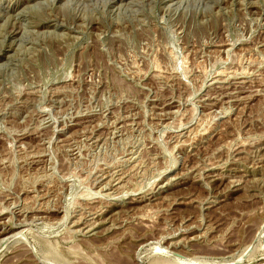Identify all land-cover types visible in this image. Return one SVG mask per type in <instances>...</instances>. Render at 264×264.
<instances>
[{
  "label": "rangeland",
  "instance_id": "rangeland-1",
  "mask_svg": "<svg viewBox=\"0 0 264 264\" xmlns=\"http://www.w3.org/2000/svg\"><path fill=\"white\" fill-rule=\"evenodd\" d=\"M203 259L264 264V0H0V264Z\"/></svg>",
  "mask_w": 264,
  "mask_h": 264
},
{
  "label": "bare ground",
  "instance_id": "bare-ground-1",
  "mask_svg": "<svg viewBox=\"0 0 264 264\" xmlns=\"http://www.w3.org/2000/svg\"><path fill=\"white\" fill-rule=\"evenodd\" d=\"M229 77V76H228ZM216 83V82H215ZM227 95V94H226ZM214 175V174H213ZM118 182V181H117ZM167 182V181H166ZM98 224V223H97ZM94 226V225H93ZM4 234V233H3ZM10 235V234H9ZM9 235H7V236H3L4 238H2V240L1 241H5V240H8V239H10V237H9ZM16 236V235H15ZM245 248V247H244ZM249 248V247H248ZM247 250V249H246ZM192 260V259H191ZM223 260V259H222ZM192 264H227V263H225V261H222V262H215V261H209V260H201V261H199V262H195V263H192ZM228 264H230V263H228Z\"/></svg>",
  "mask_w": 264,
  "mask_h": 264
}]
</instances>
